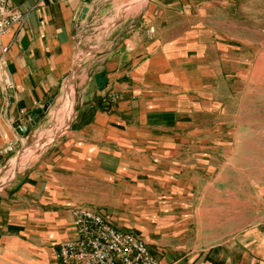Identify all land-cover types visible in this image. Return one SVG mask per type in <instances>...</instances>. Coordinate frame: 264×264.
I'll return each instance as SVG.
<instances>
[{"label": "crops", "instance_id": "crops-1", "mask_svg": "<svg viewBox=\"0 0 264 264\" xmlns=\"http://www.w3.org/2000/svg\"><path fill=\"white\" fill-rule=\"evenodd\" d=\"M229 1L10 0L27 16L0 37V174L51 124L71 77L79 100L68 129L0 189V264H59L78 206L141 233L161 264H229L206 199L191 196L213 157L196 114L212 112L229 73L212 17Z\"/></svg>", "mask_w": 264, "mask_h": 264}, {"label": "rangeland", "instance_id": "rangeland-1", "mask_svg": "<svg viewBox=\"0 0 264 264\" xmlns=\"http://www.w3.org/2000/svg\"><path fill=\"white\" fill-rule=\"evenodd\" d=\"M222 9L212 15L214 36L228 51L229 73L215 83L212 112L196 114L199 132L213 138V157L203 158L208 171L199 177L206 180L197 181L191 196L206 199L199 212L206 216L209 240L228 247L229 264H264V0L229 1ZM70 80L57 97L51 124L4 163L0 189L71 125L79 95ZM66 95L72 105L67 119Z\"/></svg>", "mask_w": 264, "mask_h": 264}, {"label": "built area", "instance_id": "built-area-1", "mask_svg": "<svg viewBox=\"0 0 264 264\" xmlns=\"http://www.w3.org/2000/svg\"><path fill=\"white\" fill-rule=\"evenodd\" d=\"M26 16L10 0H0V37L21 26ZM5 83L8 88L14 87L9 76L5 77ZM118 98L117 93H112L109 102ZM8 150H14V146L10 145ZM73 218L74 236L60 243L55 251L59 264H161L141 233L123 230L87 206L74 208Z\"/></svg>", "mask_w": 264, "mask_h": 264}, {"label": "water", "instance_id": "water-1", "mask_svg": "<svg viewBox=\"0 0 264 264\" xmlns=\"http://www.w3.org/2000/svg\"><path fill=\"white\" fill-rule=\"evenodd\" d=\"M87 12V8L84 9L83 13H86ZM95 81H96V84L98 86V88L100 89V91H103L106 87V84H107V77L105 76V73L104 72H98L95 74ZM53 102V100L51 101ZM48 110V107L46 106L45 107V111ZM36 123H32V125H35ZM15 127L20 131V133L22 135H24L26 132H27V127L25 126H22V127H19L18 124H15Z\"/></svg>", "mask_w": 264, "mask_h": 264}, {"label": "bare ground", "instance_id": "bare-ground-1", "mask_svg": "<svg viewBox=\"0 0 264 264\" xmlns=\"http://www.w3.org/2000/svg\"><path fill=\"white\" fill-rule=\"evenodd\" d=\"M67 96V95H66ZM67 98V113H66V119L70 116V113H69V111L71 110V107H72V105H71V102H70V98L68 99V96L66 97ZM65 99V98H64ZM65 107H66V105H65ZM69 115V116H68ZM24 154V153H23ZM22 157V155L20 156V158ZM21 160L22 159H19V160H17V161H15L14 163H12V169H11V171H13L14 169H15V166L16 167H19L21 164ZM14 161V160H13ZM25 162V161H24ZM23 163V162H22ZM14 174V173H13ZM12 175V174H11Z\"/></svg>", "mask_w": 264, "mask_h": 264}]
</instances>
